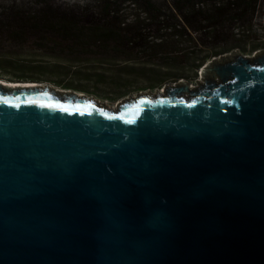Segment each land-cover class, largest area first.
I'll return each mask as SVG.
<instances>
[{
  "label": "water",
  "instance_id": "obj_1",
  "mask_svg": "<svg viewBox=\"0 0 264 264\" xmlns=\"http://www.w3.org/2000/svg\"><path fill=\"white\" fill-rule=\"evenodd\" d=\"M224 56L116 108L0 81V264H264V48Z\"/></svg>",
  "mask_w": 264,
  "mask_h": 264
},
{
  "label": "trees",
  "instance_id": "obj_2",
  "mask_svg": "<svg viewBox=\"0 0 264 264\" xmlns=\"http://www.w3.org/2000/svg\"><path fill=\"white\" fill-rule=\"evenodd\" d=\"M70 13L0 6V52L6 39L66 42L71 51L148 65L159 86L194 79L224 53L264 48L249 39L255 27L264 31V0H98L90 13Z\"/></svg>",
  "mask_w": 264,
  "mask_h": 264
},
{
  "label": "rangeland",
  "instance_id": "obj_3",
  "mask_svg": "<svg viewBox=\"0 0 264 264\" xmlns=\"http://www.w3.org/2000/svg\"><path fill=\"white\" fill-rule=\"evenodd\" d=\"M97 3L98 0H0V6L34 11L38 7L46 8L49 5L50 10L55 13L67 9L75 15L94 11L97 9ZM263 32L259 27H255L249 39L263 46ZM36 40L43 42L42 47L35 44ZM5 43L1 46L4 52H0L1 80L19 81L21 84L27 81L53 88L59 93L62 90L65 93L77 92L108 108H116L118 102L139 94L155 95L161 92L163 85L174 83L165 82L157 86L154 81L158 72L148 65L104 59L101 58L100 51L94 52L91 48L86 51L75 50V53L74 50L68 49L66 42L53 44L52 41L45 42V39L39 41L38 38H31L19 42L6 39ZM257 50H233L223 55L228 58L234 52H241L253 56ZM216 58L220 61L223 57L219 55ZM199 79H202L200 69L194 79L183 80L195 86Z\"/></svg>",
  "mask_w": 264,
  "mask_h": 264
},
{
  "label": "bare ground",
  "instance_id": "obj_4",
  "mask_svg": "<svg viewBox=\"0 0 264 264\" xmlns=\"http://www.w3.org/2000/svg\"><path fill=\"white\" fill-rule=\"evenodd\" d=\"M0 81L3 83V84H5V85H9V86H17V85H23V86H32V85H36V84H34V83H31V82H27V81H25V83L23 82V84H21V82H19V81H11V82H9V81H6V80H1L0 79ZM37 83V82H36Z\"/></svg>",
  "mask_w": 264,
  "mask_h": 264
}]
</instances>
